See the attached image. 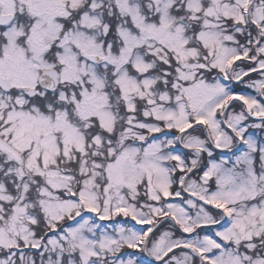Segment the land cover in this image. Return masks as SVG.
<instances>
[{"label":"snow or ice","instance_id":"1","mask_svg":"<svg viewBox=\"0 0 264 264\" xmlns=\"http://www.w3.org/2000/svg\"><path fill=\"white\" fill-rule=\"evenodd\" d=\"M0 264H264V0H0Z\"/></svg>","mask_w":264,"mask_h":264}]
</instances>
